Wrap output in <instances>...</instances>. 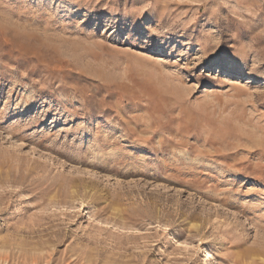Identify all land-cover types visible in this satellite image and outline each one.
<instances>
[{
	"label": "rangeland",
	"instance_id": "374dc122",
	"mask_svg": "<svg viewBox=\"0 0 264 264\" xmlns=\"http://www.w3.org/2000/svg\"><path fill=\"white\" fill-rule=\"evenodd\" d=\"M264 264V0H0V264Z\"/></svg>",
	"mask_w": 264,
	"mask_h": 264
},
{
	"label": "bare ground",
	"instance_id": "6f19581e",
	"mask_svg": "<svg viewBox=\"0 0 264 264\" xmlns=\"http://www.w3.org/2000/svg\"><path fill=\"white\" fill-rule=\"evenodd\" d=\"M203 256H204V262H206V261H210L211 262V254H210V252H205V253L203 252Z\"/></svg>",
	"mask_w": 264,
	"mask_h": 264
}]
</instances>
